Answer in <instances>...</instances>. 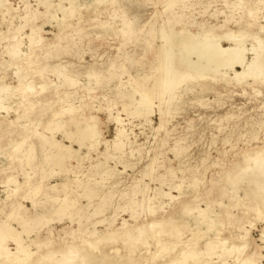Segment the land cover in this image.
Returning a JSON list of instances; mask_svg holds the SVG:
<instances>
[{
    "label": "rangeland",
    "instance_id": "1",
    "mask_svg": "<svg viewBox=\"0 0 264 264\" xmlns=\"http://www.w3.org/2000/svg\"><path fill=\"white\" fill-rule=\"evenodd\" d=\"M0 2V86L6 88L1 99L6 108L0 109V222L17 228L15 219L20 214L33 217L36 207L51 221L32 222L28 236L22 231L25 251L33 254H22L23 264H34L48 249L59 255L70 241L103 264H195L188 247L207 253L208 241L211 252L198 257L199 262L237 264L248 257L264 264V219L255 213L264 208V188L258 185L264 184V77L240 81L230 70L188 76L174 91L154 96L150 112L141 116L132 111L143 109L142 104L131 105L129 97L132 93L136 103V85L149 90L160 80L159 58L167 48L161 28L196 33L222 25L212 31L219 37L253 22L248 31L257 33L262 44L250 34L242 42L246 48L252 44L263 49L264 0H176L170 8L167 0ZM177 19L181 23L176 24ZM123 20L131 23L133 33L121 29ZM32 30L38 33L37 41L30 39ZM220 39L227 47V38ZM240 72L241 67L235 68ZM88 124L95 137L86 140L79 129L88 131ZM52 141L71 143L78 151L61 166L48 162L47 155L58 153ZM251 154L262 159V169H250L240 181L238 175ZM57 183H65V190L49 188ZM65 195L75 203L66 212L53 213L60 205L58 198ZM142 197L145 204L125 212L118 209ZM150 204L153 213L148 212ZM114 208L118 214L109 221L114 220L118 230L88 237L95 222H102L96 229L106 228ZM186 208L192 210L185 212ZM201 209L217 218L210 229L197 222ZM164 217L179 222L173 229L164 226L167 232L156 244L145 229ZM123 220L126 226H121ZM174 231L181 234L175 237ZM220 239L229 248L243 245L242 250L238 255L221 254L215 242ZM5 243L0 264H12L14 255L8 253L16 251L15 243Z\"/></svg>",
    "mask_w": 264,
    "mask_h": 264
},
{
    "label": "bare ground",
    "instance_id": "2",
    "mask_svg": "<svg viewBox=\"0 0 264 264\" xmlns=\"http://www.w3.org/2000/svg\"><path fill=\"white\" fill-rule=\"evenodd\" d=\"M176 0H167V5H166V8H170V6L175 2ZM2 2H5V1H2ZM0 2V3H2ZM6 3V2H5ZM100 3V1H99ZM4 4V3H3ZM2 4V5H3ZM1 6V4H0ZM3 6H6V5H3ZM68 7V6H67ZM3 8V7H2ZM1 8V9H2ZM4 8H8V7H4ZM3 8V9H4ZM10 9V7H9ZM249 14L252 15V12L250 11ZM2 16V15H1ZM10 16V15H9ZM250 17V15H249ZM253 17V16H252ZM251 17V18H252ZM12 19V18H11ZM253 20L255 19L254 17L252 18ZM62 22V21H61ZM122 22V21H121ZM10 23V22H9ZM175 23L178 24V23H181V20L180 19H177L175 20ZM253 25V22L252 23H246V27L245 29H238V31H225L223 34H221L219 37H216V35H214V33L212 32L214 30V28H222L223 26L222 25H219L218 27L215 26H209L207 27V29H203L202 31H197L196 33H193L191 32L190 29H178L176 31L170 29V30H167V29H164V28H161L160 31H162L161 33V36L163 37L162 39L165 40L166 43H164L163 45L167 44V48L163 50L162 54L160 55V58H159V63H160V66H159V70L161 72V77H160V80L159 82H157V84L154 85L153 88L149 89V90H145V89H142L140 87V84L137 86L136 85V92H139L140 94V97H139V100L135 103L134 101V97H133V94L131 93L129 95L130 97V101H131V105H136L137 103H140L142 104V107L143 109H136L134 108V110L132 111V113L134 114H137L139 116H141L142 114H144L145 112H150L151 110V101L153 99L154 96L156 95H160V94H164V93H170L172 91L175 90V88L177 87L178 84H180L186 77L188 76H194V75H198V76H202L206 73H209V74H214V73H220L224 70H230V71H233L234 73V76L237 77L240 81L245 79L246 76H250L252 79H256V78H260V77H264V48H260V50L257 48L254 47V45L251 44V47L248 49L246 48V46L244 45V43L242 42L243 40V37H245L246 35L249 36L250 34V37L254 38L256 41H254L255 43L257 44H262V41L263 39H261L260 36H258L257 33L255 32H252V33H249L248 31V28H250V26ZM121 29L125 30V32L127 33H133V27L131 25V23L129 22H126L125 20H123V23L121 25ZM260 27V26H259ZM6 28V27H5ZM262 29H264V26H262ZM260 30V28H259ZM263 31V30H262ZM261 32V30H260ZM31 33V32H30ZM34 33V34H33ZM263 33V32H262ZM238 34V35H237ZM30 39L31 40H34L35 41V38L38 37V33H37V36L35 31L32 30V33L30 34ZM241 35V36H240ZM264 35V34H263ZM1 36V35H0ZM220 37H226L227 39V42L228 43V46L227 47H223L221 45V39ZM7 39V38H6ZM29 39V38H28ZM39 39V38H38ZM42 39V38H41ZM43 40V39H42ZM36 41H37V38H36ZM41 41V40H38V42ZM226 42V43H227ZM33 43V42H32ZM35 43V42H34ZM29 44V43H28ZM256 44V45H257ZM35 45V44H34ZM39 45V44H38ZM263 45H260V47H262ZM14 48V46H13ZM163 48V47H162ZM259 50V51H257ZM262 50V51H261ZM30 52V51H29ZM16 53V52H15ZM160 53V51H159ZM251 54L253 55L251 57L250 60H247L246 59V55L247 54ZM26 55V54H24ZM10 57V55H9ZM27 61V60H26ZM41 62V61H40ZM10 64V63H9ZM237 67H241V72L240 73H235V68ZM15 68V67H14ZM23 69V68H22ZM19 70V68L17 69ZM16 70V72H17ZM31 72V71H30ZM223 73V72H222ZM22 74V73H21ZM160 74V73H159ZM24 75V74H23ZM37 76V74H36ZM63 76V75H62ZM20 77V76H19ZM30 77V76H29ZM159 78V77H158ZM22 79V78H21ZM30 80V79H29ZM67 80V79H65ZM25 81V80H24ZM23 81V82H24ZM31 81V80H30ZM29 81V82H30ZM69 83H72V81L70 80H67ZM16 82V81H15ZM22 85V83H20ZM25 85V84H23ZM22 85V86H23ZM28 85V84H26ZM40 85V84H39ZM69 85V84H68ZM74 85V84H73ZM19 86V85H18ZM21 86V87H22ZM31 86V85H30ZM33 86V85H32ZM38 86V85H37ZM9 87V86H8ZM12 87V86H11ZM15 87V86H14ZM13 87V88H14ZM20 87V88H21ZM4 88H5V85L3 86H0V109L2 108H6L4 107L3 105L1 106V99H2V94L4 93ZM6 89V88H5ZM9 89V88H7ZM18 89V87L16 88ZM22 89V88H21ZM34 89V88H33ZM135 89V88H134ZM10 90V89H9ZM25 90H29V88ZM12 92H14L13 90H11ZM18 91V90H16ZM15 91V92H16ZM20 91V90H19ZM31 91V90H30ZM22 92V91H21ZM26 92V91H25ZM20 93V92H19ZM127 94V93H126ZM125 94V95H126ZM33 95V93H32ZM21 96V95H20ZM172 94H169V97H171ZM26 97V96H25ZM128 96H126L127 98ZM20 101V100H19ZM129 101V100H128ZM20 103V102H19ZM18 103V104H19ZM23 103V102H21ZM130 103V102H129ZM24 105V104H23ZM22 105V106H23ZM28 106V105H27ZM10 108V107H9ZM8 108V109H9ZM18 109V108H17ZM31 110V109H30ZM22 112V111H21ZM26 112V111H25ZM53 116V115H52ZM16 119V117H15ZM61 127V126H60ZM86 129L88 131H81L79 129V132L82 134L83 138L84 139H92L95 137V130L92 128V125L91 124H88L86 126ZM66 138L68 140H71L72 139V134H69L68 132H66ZM24 141V140H23ZM20 142V141H19ZM82 142L83 141H79V145L82 146ZM50 144H52V146L54 147H57L58 149V153H52L54 154L52 156V158L49 157V155H47L45 158L49 159V161L51 162H55L57 163V165L61 166L63 165V159L65 158H68L71 156V153L72 151L73 152H77L78 150H74L71 146V143L70 145H67V146H64V145H60L59 143H57L56 141H52ZM84 145V144H83ZM19 147V145H18ZM19 149V148H18ZM263 149V148H262ZM264 151V150H262ZM261 153V152H260ZM264 153V152H263ZM255 154V153H254ZM252 155V154H251ZM258 155V154H257ZM257 155H255V157H249L250 158V162H248V160L246 161L247 165L245 164L244 168L240 171V176L238 175V179H244V178H247L249 175H246L247 173H251L252 171H250V169H260L261 165H262V159L260 160L259 157H257ZM260 156H263V155H260ZM262 158V157H261ZM54 159V160H53ZM56 159V160H55ZM264 159V158H263ZM252 161V162H251ZM250 163V164H249ZM252 163V164H251ZM252 167V168H251ZM264 168V167H263ZM239 169V168H238ZM241 169V168H240ZM262 169V167H261ZM249 170V171H247ZM263 171V170H262ZM260 171V172H262ZM236 173V172H234ZM237 173L239 174V172L237 171ZM236 173V174H237ZM232 176V175H231ZM29 177V176H28ZM237 178V176H236ZM259 178V177H258ZM260 179V178H259ZM252 180V179H251ZM247 181V180H246ZM26 182V181H25ZM40 182V181H39ZM100 182V181H99ZM237 182V181H236ZM102 183V186L103 183ZM233 183V182H232ZM235 183V182H234ZM248 183V182H247ZM252 183V182H251ZM86 185V184H85ZM84 185V186H85ZM100 185V183H99ZM259 186H262L261 188H264V184H262V181H259ZM19 186L15 187L18 188ZM59 187L61 188H64L65 190V187H66V184L65 183H57V184H53V185H50L49 188L53 189L54 191L56 192H59L61 191L59 189ZM105 187V186H104ZM260 188V187H259ZM80 189V187H79ZM112 191V190H111ZM110 191V192H111ZM63 192V190H62ZM115 192V191H114ZM109 194V193H108ZM246 194V193H245ZM116 195V194H115ZM165 195V194H163ZM56 196V195H55ZM109 197V196H108ZM107 197V198H108ZM113 197V195H112ZM175 196H172L171 195V198H174ZM249 197V196H248ZM46 198V197H45ZM262 198V197H261ZM60 199V205L58 208H56L53 213L57 212V213H61V212H66L67 210H69L71 208V206H73V204L75 203L73 199H69L67 197V195H65V197L63 198H58ZM109 200V199H108ZM107 200V201H108ZM111 200V198H110ZM146 200V197H142L141 199V202H136V200H129L128 202L126 201V203L124 204V206L126 207L125 209H123V207H119L118 209L121 208V211L120 212H125V211H128V209H130L133 205L134 206H140L142 203H146L145 202ZM242 200H243V197H242ZM147 201L151 202V199L148 198ZM237 201H240V200H237ZM243 203V202H242ZM131 206V207H130ZM130 207V208H129ZM187 207V206H186ZM152 206L151 204L147 206V209H148V212L149 213H153L154 210H152ZM115 209V208H114ZM187 211H191L192 208H186L185 209ZM202 210V209H201ZM39 211V208L36 207L35 209V215L33 217H25V215L21 216V214L15 219V221L18 223V229L20 228L21 231H19L17 228H14L12 225L8 224V223H3L0 222V249L3 247V245L5 244L6 245V241L8 239L12 240L14 243H15V247H16V251L14 252H10L8 253V255H14L13 257L14 258H11L12 260V264H19L20 261H22V254L23 256H25V258H30L31 255L33 256V254H31L30 252H26L25 249L26 247H24L25 244H23V242H25V239L21 236V233L22 231H28V229L30 230L31 229V225L32 222L34 224H43V225H47L49 224L51 221L49 219L46 218V215H45V212L42 211V213L38 212ZM119 212V213H120ZM131 212L133 213V209H131ZM52 213V212H51ZM198 214V217L199 219L197 220V222H200V223H205L207 224L208 228L210 229V227L212 226V224H214L215 220L217 219H214L212 218L211 216L207 215L206 213V210H202V211H199L197 212ZM255 213L257 216H259V218L261 219H264V208H260L258 207L256 210H255ZM117 213V209H115V211L113 212V214L108 218V223L106 224V228L105 229H102V230H99V229H96V224L98 223H102L100 222H95L94 224H92V227L89 228V229H92L90 232L86 233V235L88 237L90 236H94V235H97V234H101L103 231H107V230H112L111 228H116L117 229V223L116 225L114 224V220L112 221H109L110 218H112L113 216H116ZM216 216V215H215ZM217 217V216H216ZM152 219V218H151ZM156 219V218H155ZM167 218H158L157 220H152L151 223L148 225V229H145V230H148V232L151 234V236L155 239L156 241V244L159 242V237L161 236V234H165L167 231L166 230H163V229H166V227L164 228V226H168L170 229H173V225L174 223H178L179 221L176 220V219H173V218H169L168 220H166ZM224 219V218H223ZM173 220V221H172ZM218 220H220L221 222V219L218 218ZM226 220V219H225ZM105 221V219H104ZM175 221V222H174ZM121 222V221H120ZM127 223L126 221L123 220V222L121 223V226H126ZM119 226V225H118ZM130 226V225H128ZM30 227V228H29ZM176 227V226H175ZM66 228V227H65ZM121 228V227H120ZM119 228V229H120ZM141 228V227H140ZM88 229L85 228L83 230H86ZM127 229V227H126ZM138 229V228H137ZM142 229V228H141ZM39 229H37L36 232H38ZM118 230V229H117ZM59 231V230H58ZM114 231H116L114 229ZM144 231V230H143ZM166 231V232H165ZM35 232V233H36ZM50 232H52L50 229H49V234ZM142 231L139 230L138 233H140ZM68 233V232H67ZM126 233H127V230H126ZM126 233H123L126 235ZM137 233V232H136ZM170 233V231H169ZM27 236L29 234V231L26 233ZM179 234V231H174L173 235L175 237H177ZM232 234V233H231ZM86 235H83L84 237H86ZM118 235V234H117ZM124 235V236H125ZM128 235V234H127ZM136 235V236H135ZM134 236L137 237V234H135ZM172 235V236H173ZM232 236V235H231ZM99 238H101V236H98ZM127 237V236H126ZM133 237V236H132ZM243 237V236H241ZM245 237V236H244ZM62 237H60L61 239ZM97 238V237H96ZM232 238V237H231ZM48 239V238H47ZM67 240V238H65ZM70 239V237H69ZM68 239V241H69ZM128 239V238H127ZM126 239V240H127ZM218 239V238H217ZM46 240V239H45ZM49 240V239H48ZM71 240V239H70ZM86 240V239H85ZM92 240V239H91ZM125 241V237L123 239ZM196 240V239H195ZM223 240V239H222ZM220 239V242H216L217 245H219L221 247V254H226V253H232V252H238L237 255L239 254L240 250H242V247L243 245H240L242 246L241 248L235 243V247H232V248H229V246H226V242H221L222 241ZM31 241V240H30ZM65 241V240H64ZM67 241V243H68ZM73 241V239H72ZM96 241V239L94 240ZM123 241V242H124ZM129 241V240H128ZM241 241V240H240ZM35 242V241H34ZM46 242V241H45ZM93 242V241H92ZM97 242V241H96ZM96 242H93L92 245H94V243ZM47 243V242H46ZM73 243V242H72ZM75 243V242H74ZM126 243L129 244V242L126 241ZM126 243H124L125 245H127ZM31 244V243H30ZM212 242L208 241L205 245V247L207 248L206 251L207 253H204L202 250H198L197 248L194 247V245L192 247H188L189 249V252L190 254L188 255L189 258H192L194 260L195 258V264H209V263H203L202 261H197L198 257H202L204 256L203 254H205L206 256H209L210 252V246H211ZM4 245V248H6ZM8 245V244H7ZM27 245V244H26ZM47 245V244H46ZM63 245V244H62ZM69 245V244H68ZM68 245H65L64 248L67 246V248L61 250L62 248H59L61 251L58 252L60 253L59 255H57L56 251L55 250H47L46 254L42 255V256H39L38 258H35L37 259L36 262H34V264H71L74 262V259L78 257V253H81L82 251H79L78 249V246H73L71 245V241H70V246ZM162 244H160L161 246ZM236 245L238 247H236ZM246 245V244H245ZM48 246V245H47ZM58 246V245H57ZM60 246V245H59ZM58 246V247H59ZM80 246V245H79ZM129 246V245H128ZM233 246V244H232ZM248 246V245H247ZM34 247V246H33ZM42 247H45L42 246ZM58 247H56L58 249ZM63 247V246H62ZM85 247V246H84ZM95 247V246H94ZM158 247V246H157ZM231 247V246H230ZM245 247V246H244ZM54 248V249H56ZM86 248V247H85ZM129 248V247H128ZM131 248V246H130ZM1 249V251H2ZM40 249V248H39ZM37 249V251L39 250ZM81 249H83L81 247ZM96 250V248L94 249ZM131 250V249H130ZM191 250V251H190ZM84 251V250H83ZM92 251V250H91ZM127 251V250H126ZM4 253V251H2ZM1 252V253H2ZM89 252V251H88ZM86 253V254H80V256L78 257L79 258V261L78 263L76 264H103V263H96L97 260H95L96 258L92 255H90V252L89 253ZM96 252V251H95ZM73 253H76L74 256H73ZM98 253V251L96 252V254ZM127 253V252H126ZM241 253H243L241 251ZM129 254V252H128ZM106 255V254H105ZM127 255V254H126ZM170 255V254H169ZM236 255V254H235ZM234 255V256H235ZM2 256V255H1ZM95 256V254H94ZM103 256V254H102ZM220 256H223V255H220ZM3 257V256H2ZM100 257V256H99ZM98 257V259H99ZM104 257V256H103ZM135 257V256H134ZM219 257V256H217ZM237 257V256H236ZM239 257V260H240V257L241 256H238ZM237 257V258H238ZM5 258V257H4ZM8 258V257H7ZM21 258V259H20ZM69 258L71 259L69 261ZM105 258V257H104ZM172 258V257H171ZM243 258V257H242ZM10 259V258H9ZM8 259V260H9ZM4 260V259H3ZM2 260V261H3ZM7 260V259H6ZM26 260V259H25ZM257 259H252V258H244V259H241V261H239L237 264H259V262L256 261ZM119 261V260H118ZM122 261V260H120ZM172 261V260H171ZM170 261V262H171ZM237 261V259H236ZM102 262H103V258H102ZM124 262V261H123ZM122 262V263H123ZM127 262V261H126ZM137 262V261H136ZM174 262V261H173ZM173 262L171 264H173ZM24 262L22 261L20 264H23ZM26 263V261H25ZM75 263V262H74ZM73 263V264H74ZM113 263V262H112ZM111 263V264H112ZM30 264V263H29ZM108 264V263H107ZM117 264H119L117 262ZM130 264V263H129ZM149 264V263H148ZM169 264V262H168ZM214 264V263H213ZM218 264H225L223 261L221 263H218Z\"/></svg>",
    "mask_w": 264,
    "mask_h": 264
},
{
    "label": "snow or ice",
    "instance_id": "3",
    "mask_svg": "<svg viewBox=\"0 0 264 264\" xmlns=\"http://www.w3.org/2000/svg\"><path fill=\"white\" fill-rule=\"evenodd\" d=\"M262 214H264V213H262Z\"/></svg>",
    "mask_w": 264,
    "mask_h": 264
}]
</instances>
